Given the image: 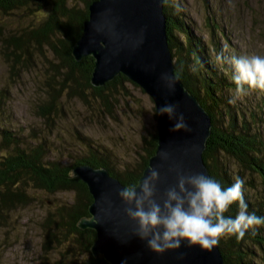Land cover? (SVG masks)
<instances>
[{
	"label": "trees",
	"instance_id": "trees-1",
	"mask_svg": "<svg viewBox=\"0 0 264 264\" xmlns=\"http://www.w3.org/2000/svg\"><path fill=\"white\" fill-rule=\"evenodd\" d=\"M92 1L0 0V14L28 13L34 9L41 12L36 26L24 27L6 38L2 52L11 74L18 73L19 68L33 59L32 49L46 57L43 53L46 48L56 61L50 67L53 68L46 99L36 109L38 118L46 125L62 116L64 97L77 99L92 108L96 105L98 110L110 114L112 103L127 94L125 84L137 86L118 74L104 85L95 87L90 83L93 58L86 56L76 61L71 55ZM173 2L164 0L162 5L168 46L172 60H175L174 73L209 115L211 131L203 152L209 175L220 181L222 187L231 185L234 177L240 176L232 175L223 161V157L231 158L239 170L256 174L264 185V99L245 111L228 102L230 95L227 93L234 88L230 66L220 65L219 70L215 59L212 60L213 53L207 52L210 50L216 55L221 48L217 41H211L208 46L194 37L191 27L180 20L176 12L171 13ZM153 117L155 119L154 113ZM33 138L35 142H26L13 131L0 128V145L4 150L0 153V222L6 221L18 207L33 202V192L45 195L69 193L68 199L57 204L54 200L46 201L47 206L51 204L39 220L41 264H62L61 260L50 258L52 252L60 249L59 253L63 257L72 256L75 264H109L102 255L93 256L90 251L95 239L94 230L78 227L81 219L89 217L88 206L92 198L86 185L75 178L72 171L76 166L105 168L124 186L137 181L155 150L156 124L142 136L138 160L131 167H119L111 151L86 136L80 138L84 151L70 163L48 156L47 137H38L36 133ZM244 188L245 185L242 193L248 211L258 216L264 213V196L254 198L253 202ZM237 210V204L233 203L224 215L234 216ZM217 244L224 264H264V224L246 230L239 239L235 235L222 236Z\"/></svg>",
	"mask_w": 264,
	"mask_h": 264
},
{
	"label": "rangeland",
	"instance_id": "rangeland-1",
	"mask_svg": "<svg viewBox=\"0 0 264 264\" xmlns=\"http://www.w3.org/2000/svg\"><path fill=\"white\" fill-rule=\"evenodd\" d=\"M172 4L171 13L176 12L180 20L191 27L194 37L208 46L211 41H217L223 54H264V0H174ZM40 14L35 9L28 13L0 14V128L13 131L26 142H35L36 133L38 137H47L48 156L65 163L84 151L80 138L86 136L111 151L119 167H131L138 160L142 136L156 124L152 100L140 87L125 84L127 94L122 93L123 96L112 103L110 114L98 110L96 105L92 108L77 99L64 97L62 116L46 125L38 118L36 109L46 99L53 68L50 67L56 62L50 52L44 48L46 57H43L32 49L33 59L19 68L18 73L9 72L2 52L6 38L24 27L36 26ZM207 52L213 53L212 60L215 59L214 52ZM215 64L220 70V64ZM227 94L231 95L232 91ZM262 94L264 90L251 89L235 104L245 111L262 101ZM1 146L0 153L4 151ZM223 161L232 175L239 174L244 179V191L253 202L254 198L264 196V185L256 174L239 170L231 158L223 157ZM32 194L33 202L18 207L6 221L0 222V264H41L39 220L51 204L47 206L46 201L54 200L57 204L70 196L69 193L45 195L37 191ZM60 251L52 252L51 260L75 264L72 256L63 257Z\"/></svg>",
	"mask_w": 264,
	"mask_h": 264
},
{
	"label": "water",
	"instance_id": "water-1",
	"mask_svg": "<svg viewBox=\"0 0 264 264\" xmlns=\"http://www.w3.org/2000/svg\"><path fill=\"white\" fill-rule=\"evenodd\" d=\"M163 3L164 0H93L88 5L81 35L71 49L76 61L86 56L93 58V86H102L121 74L149 96L154 114L166 102L175 103L177 111L184 113L189 131L170 132L172 122L165 115H155L156 147L138 180L150 165L158 166L159 192L175 183V172L168 171L170 166L176 165L182 172L209 175L203 152L211 131L209 115L179 78L173 92H168L158 80L163 70L176 75ZM162 152L166 158H161ZM72 172L86 185L92 198L89 217L81 219L78 227L94 230L90 248L93 256L102 255L109 264H224L218 244L211 249L181 245L160 254L150 251L134 235V225L123 213L124 205L117 192L124 185L105 168L76 166Z\"/></svg>",
	"mask_w": 264,
	"mask_h": 264
},
{
	"label": "clouds",
	"instance_id": "clouds-1",
	"mask_svg": "<svg viewBox=\"0 0 264 264\" xmlns=\"http://www.w3.org/2000/svg\"><path fill=\"white\" fill-rule=\"evenodd\" d=\"M215 61L222 66H230L234 88L229 103H235L250 89L264 90V54L225 56L220 52L216 53ZM178 78L167 70L158 74L161 86L168 92L175 90ZM155 115H165L172 122L170 132L190 130L184 113L177 111L175 103L161 104ZM166 155L162 152L161 158H166ZM158 169V166L150 165L138 181L121 187L117 192L124 205V215L134 225V235L150 251L160 254L181 245L211 249L222 236L235 235L239 239L246 230L264 224V216L248 211L242 193L244 179L240 176L234 177L231 185L222 187L220 181L212 176L195 171L182 172L173 165L168 171L175 172V183L159 192ZM233 203L237 204L236 214L225 216V211Z\"/></svg>",
	"mask_w": 264,
	"mask_h": 264
},
{
	"label": "bare ground",
	"instance_id": "bare-ground-1",
	"mask_svg": "<svg viewBox=\"0 0 264 264\" xmlns=\"http://www.w3.org/2000/svg\"><path fill=\"white\" fill-rule=\"evenodd\" d=\"M164 16V15H163ZM197 100V99H196ZM198 102V101H197ZM198 104H199V102H198ZM200 105V104H199ZM201 106V105H200ZM202 107V106H201ZM209 118V117H208ZM209 122H210V120H209ZM211 127V126H210Z\"/></svg>",
	"mask_w": 264,
	"mask_h": 264
}]
</instances>
